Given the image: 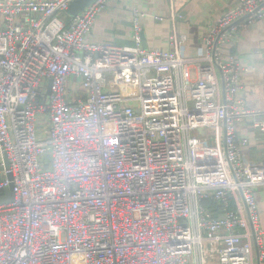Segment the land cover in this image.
I'll list each match as a JSON object with an SVG mask.
<instances>
[{
	"label": "built area",
	"instance_id": "2783aa9c",
	"mask_svg": "<svg viewBox=\"0 0 264 264\" xmlns=\"http://www.w3.org/2000/svg\"><path fill=\"white\" fill-rule=\"evenodd\" d=\"M74 1L0 0V264H264V163L239 135L256 113L222 52L264 0H240L197 59L177 32L145 49L138 10L134 49L88 42L110 0L67 21Z\"/></svg>",
	"mask_w": 264,
	"mask_h": 264
},
{
	"label": "crops",
	"instance_id": "0c3cea01",
	"mask_svg": "<svg viewBox=\"0 0 264 264\" xmlns=\"http://www.w3.org/2000/svg\"><path fill=\"white\" fill-rule=\"evenodd\" d=\"M240 0H110L96 20L88 42L111 43L125 49H134L135 11L140 13L143 29V45L147 50H172L171 38L175 32L185 35V55L197 59L205 53V38L215 25ZM64 14L67 21L70 18ZM223 58L234 55L242 67V78L238 99L255 116L244 119L239 126V135L248 137L245 148L246 159L253 164L264 163V135L254 127L264 120V20L239 27L238 35L230 39L222 49ZM191 76L199 77L195 65H191ZM80 80L74 78L69 91L76 92ZM255 197L258 203L259 227L264 231V187ZM264 246V236H263Z\"/></svg>",
	"mask_w": 264,
	"mask_h": 264
},
{
	"label": "water",
	"instance_id": "95a60500",
	"mask_svg": "<svg viewBox=\"0 0 264 264\" xmlns=\"http://www.w3.org/2000/svg\"><path fill=\"white\" fill-rule=\"evenodd\" d=\"M95 0H77V1H74L70 4L69 6V9L67 10V15L74 19L76 18L77 16H79L80 14H82V12L88 8L89 6H91L93 4ZM139 112V111H137ZM198 133L200 135H205L206 134V130H203V129H199L198 130ZM8 193L11 194V198L9 200H11L13 198V194L10 192V190H7ZM2 202H5L3 201V199H1Z\"/></svg>",
	"mask_w": 264,
	"mask_h": 264
},
{
	"label": "rangeland",
	"instance_id": "374dc122",
	"mask_svg": "<svg viewBox=\"0 0 264 264\" xmlns=\"http://www.w3.org/2000/svg\"><path fill=\"white\" fill-rule=\"evenodd\" d=\"M83 92H84V89L82 88V86L78 85L77 91L76 92L75 91L72 92V94H68V98L72 99V100H76V99H78V98L83 96ZM40 121H42V120L40 119L39 122ZM212 143H213V140H212Z\"/></svg>",
	"mask_w": 264,
	"mask_h": 264
},
{
	"label": "trees",
	"instance_id": "16d2710c",
	"mask_svg": "<svg viewBox=\"0 0 264 264\" xmlns=\"http://www.w3.org/2000/svg\"><path fill=\"white\" fill-rule=\"evenodd\" d=\"M68 18H70V17H68ZM207 206L210 207L211 209H213V213L212 214H213L214 217H219L221 212H220L219 208H217V205H214L212 202H209L207 204Z\"/></svg>",
	"mask_w": 264,
	"mask_h": 264
}]
</instances>
